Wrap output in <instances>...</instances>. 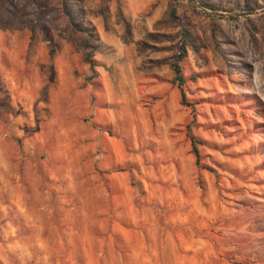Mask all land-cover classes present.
<instances>
[{
  "label": "rangeland",
  "instance_id": "obj_1",
  "mask_svg": "<svg viewBox=\"0 0 264 264\" xmlns=\"http://www.w3.org/2000/svg\"><path fill=\"white\" fill-rule=\"evenodd\" d=\"M110 1L86 17L92 68L54 28L51 48L0 29V264H264V6L152 0L126 20ZM180 29L201 168L169 66Z\"/></svg>",
  "mask_w": 264,
  "mask_h": 264
},
{
  "label": "trees",
  "instance_id": "obj_2",
  "mask_svg": "<svg viewBox=\"0 0 264 264\" xmlns=\"http://www.w3.org/2000/svg\"><path fill=\"white\" fill-rule=\"evenodd\" d=\"M258 1L264 6V0H237L232 7L223 8L215 3L201 2L209 10H219L224 12L248 11L256 6ZM103 6L93 10H86L83 0H0V29L6 27L9 18L14 19V27L19 29L26 27L29 32L37 31L43 41L51 48V41L47 35L48 28H54L60 35H69L75 39L76 47L81 51L83 60L92 68V53L96 49L95 43L98 40L97 33L93 25L86 18L87 15L100 16L104 18L107 12L106 4L108 0L99 1ZM29 19H25L26 15ZM166 17L175 20L174 9L169 6L166 11ZM180 38L176 45V53L169 60V66L174 71L173 84L178 93L179 104L188 109L190 121L186 126V137L189 141L190 152L193 156L194 165L198 168L199 156L196 145L200 144L193 136L188 133V126L193 124L194 119V102H187L183 94V85L186 81H193L195 77L185 78L182 75L181 62L185 57L186 48H196L193 40L185 29L178 32ZM209 42L211 49L222 61H225L224 50L221 42L215 37L213 30H210Z\"/></svg>",
  "mask_w": 264,
  "mask_h": 264
},
{
  "label": "crops",
  "instance_id": "obj_3",
  "mask_svg": "<svg viewBox=\"0 0 264 264\" xmlns=\"http://www.w3.org/2000/svg\"><path fill=\"white\" fill-rule=\"evenodd\" d=\"M152 0H111L109 5V16L112 17L114 8L118 7L122 13V16L127 20H132L138 16L146 5L150 4ZM157 17L155 12L148 18L146 24H149L153 19ZM97 31H99L98 25L94 23ZM117 151V150H116Z\"/></svg>",
  "mask_w": 264,
  "mask_h": 264
},
{
  "label": "water",
  "instance_id": "obj_4",
  "mask_svg": "<svg viewBox=\"0 0 264 264\" xmlns=\"http://www.w3.org/2000/svg\"><path fill=\"white\" fill-rule=\"evenodd\" d=\"M187 2H192L191 0H186ZM210 11H212V10H210ZM216 15H222V14H220V13H215ZM248 14H251V12H242V13H239V14H237V13H233L232 15H248Z\"/></svg>",
  "mask_w": 264,
  "mask_h": 264
}]
</instances>
